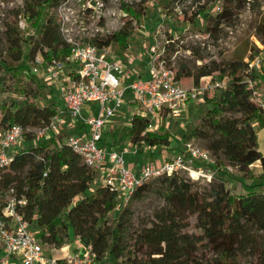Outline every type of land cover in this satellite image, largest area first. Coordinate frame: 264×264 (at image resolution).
<instances>
[{
	"label": "trees",
	"instance_id": "obj_1",
	"mask_svg": "<svg viewBox=\"0 0 264 264\" xmlns=\"http://www.w3.org/2000/svg\"><path fill=\"white\" fill-rule=\"evenodd\" d=\"M21 1L10 9L11 18L4 20L1 32L0 130L22 127L27 145L13 154L8 168L0 171V210L5 195L13 190L16 198L25 199L20 213L45 249H61L78 239L93 255V264H264V232L259 231L251 213L264 205V155L258 150L264 109L250 101L247 80L261 89L263 85L255 75L245 72L246 53L228 60L223 70L215 66L226 86L205 96V112L182 135L185 142L203 143L215 159L212 168L217 175L209 189L200 190L197 182L180 174H164L137 186L125 201L54 137L37 139L36 130L47 125L63 107L51 100L56 93L53 88L48 91L49 100H45L46 86L27 72L38 55L45 62L69 57L70 48L53 14L65 0ZM147 1L135 5L121 2L126 17L121 27L112 34L93 38L92 43L98 48L115 44L119 54L125 52L134 41L136 26L145 17ZM177 1L171 0V5ZM250 3L254 1L203 0V4L178 14L183 23L217 41ZM20 17L26 31L18 27ZM255 35L264 46V13L255 21ZM182 41L169 35L164 48L168 66L173 64L172 54L180 49L192 58L204 59L203 48L180 45ZM146 44L149 49L150 43ZM258 51L252 48L248 58ZM174 68L178 82L192 80L198 85V69L182 60ZM150 125L147 118L133 114L127 127L106 131L101 145L107 149L126 145L136 149L137 156L147 148H168L170 134L163 128L149 130ZM86 131L83 124L74 129L76 134ZM226 165L237 168L240 177L231 178L223 169ZM230 180L235 181L233 188L228 187ZM148 194L163 204L148 223L134 228L128 204Z\"/></svg>",
	"mask_w": 264,
	"mask_h": 264
},
{
	"label": "built area",
	"instance_id": "obj_2",
	"mask_svg": "<svg viewBox=\"0 0 264 264\" xmlns=\"http://www.w3.org/2000/svg\"><path fill=\"white\" fill-rule=\"evenodd\" d=\"M74 5L73 1L65 0L54 9L56 24L70 48L69 57L64 61L45 62L38 55L27 72L53 88L63 107L47 125L36 130L37 139H49L63 129L73 132L79 124L86 126V132L69 133L58 144L76 153L88 168L97 172L102 184L116 189L125 201L131 198L137 186L164 174H186L193 182L201 179L210 182L213 176L207 164L212 162L211 154L194 146L192 141L185 142L183 150L172 159H164L160 165H143L137 174L124 158V152L131 149L135 154L136 149L109 151L101 145V139L109 122L127 104V98L135 104L134 114L150 120L149 130H153L163 114L177 115L187 104L224 89L226 80L208 79L197 86H182L176 80L173 65L166 63L165 47L160 50L156 44L148 49V77L137 74L131 79L122 60L111 55L110 47L98 48L92 43L102 32L98 21L103 0L82 3L79 10ZM83 18L90 22L88 41L74 36L77 29L85 34L87 28L78 26ZM18 27L23 31L27 29L22 17ZM199 46L206 45L202 42ZM258 50L253 57L245 59V72L255 75L262 83L263 89L247 80L250 101L264 109V46L260 45ZM24 134L25 130L18 125L0 130V171L10 165L15 149L24 141ZM25 204V199L13 195V190L5 195L0 210V264H60V261L93 264V255L85 246L84 252L78 251L61 260L48 256L20 213Z\"/></svg>",
	"mask_w": 264,
	"mask_h": 264
},
{
	"label": "rangeland",
	"instance_id": "obj_3",
	"mask_svg": "<svg viewBox=\"0 0 264 264\" xmlns=\"http://www.w3.org/2000/svg\"><path fill=\"white\" fill-rule=\"evenodd\" d=\"M71 1L76 4L74 5V8L79 10L82 3H87L91 0ZM253 1L254 3L247 4L246 8L240 13L236 24L232 27H227L224 34L217 41H215L206 37V34L194 30L191 24L183 23L181 21V15L178 14L181 10L189 11L192 8H195L196 5L203 4V0H200L199 3H195L193 0H180L174 2V6L171 5V0H148L144 4V6H146L145 17L141 21L140 25L136 26L134 41L129 43L128 49L122 54L117 52V45L113 44L110 46L111 55H115L122 60L125 70L131 74L132 79V76L140 74L139 71L141 68L148 66V48L146 43L149 42V46L156 44L160 50H162L167 44L169 35H173L175 38L183 40L180 45L199 47V44L202 42L206 45L203 47L202 55L204 59L202 60L192 58L191 55L184 49H180L175 52L172 54L171 58L173 67L175 66V63L182 60L188 62L194 69H198L200 73L198 85L208 79H219V74L221 72L215 70V66L219 65L223 70L226 68V62L228 60L237 58L243 53H246V57L244 58L245 60L250 55L252 48L260 47V43L255 35V21L263 16L264 0ZM21 2V0H0V50L3 46V40L1 37L3 22L6 18H11L10 9L15 5H20ZM121 2L128 5H135L140 3L141 0H103V10L101 18L98 21V25L102 28V32L99 36L112 34L123 24L126 17L120 9ZM53 14L55 16L54 10ZM78 26L80 28L86 27L87 30L83 35L80 34L77 29L74 31V36L77 39L88 41V38L91 37L90 22H88L86 18H83L82 22H78ZM196 35H198L199 38H196ZM164 56L167 57L166 54H164ZM188 85H190V87L197 86L194 85L192 80H190ZM45 89V100H49L48 91L50 90V87L46 86ZM51 100L56 102L58 101L56 93L53 95ZM130 102L132 103V100L127 98V104L117 113V115L113 117L111 122H109L105 132H108V130L113 131L118 126H128L134 114L132 106L135 107V104H131ZM128 105L130 107L126 108ZM95 107L96 106H94V108ZM206 108L207 107L203 99L198 102L187 104L177 115L171 114L170 116H166V114H163L162 119L158 123H155L153 131H159L160 128H163L164 131L170 134L171 145L168 148H147L144 149V152L139 156H137L139 153L133 154L132 150H129V147L126 145L124 146L125 148L123 147L122 149L116 148L107 150H114L117 152L129 150L130 153L125 154L124 152L125 159H128L126 156L130 157L131 155H136L133 159H141L143 161L142 165H160L164 159L170 160L172 157L177 155L178 152L183 150L185 141L183 140L182 135L188 130V128L195 126L198 123V118L205 112ZM69 133H74V131L67 132V130L63 129L54 136V139L57 142H60ZM192 142L194 146L200 149H205L203 143L196 140H192ZM26 145L27 143L23 141L18 148L15 149V152L20 151V149H25ZM258 150L264 155V128L258 132ZM211 159L212 162L207 164V169L211 172L212 176L215 177L217 175V170L212 168V166L215 165V159L212 156ZM223 169L231 178L240 177V173L237 168H232L226 165ZM180 175L184 177L187 176L186 174ZM152 181L153 180L150 182ZM209 183L210 182L207 179H201L197 181V186L200 190H208L210 185ZM234 186L235 181L230 180L228 187L233 188ZM162 204L161 199L153 194L146 195L141 201L129 203L128 207L133 213V227L140 228L143 224L148 223L152 219L154 211L162 206ZM248 205L249 206L247 208H250L251 204ZM251 213L256 218L259 231L264 232V205L255 207L251 210ZM194 221V219L191 220L192 223ZM188 232L192 233L193 230L189 229ZM72 244L73 242L71 245ZM78 246L80 249H84L83 245ZM74 247L77 248L76 245ZM72 251L73 250H71V253Z\"/></svg>",
	"mask_w": 264,
	"mask_h": 264
},
{
	"label": "crops",
	"instance_id": "obj_4",
	"mask_svg": "<svg viewBox=\"0 0 264 264\" xmlns=\"http://www.w3.org/2000/svg\"><path fill=\"white\" fill-rule=\"evenodd\" d=\"M148 59V58H147ZM139 76H141V77H143V78H147L148 77V66H146V67H143V68H141L140 69V71H139ZM134 76H132V78H133ZM190 83V80H186V81H184V82H180V84L182 85V86H184V87H190V85H188ZM131 103V102H130ZM128 104H129V102H128ZM132 104V103H131ZM130 106L128 105V106H126V108H129ZM132 108H133V112L135 111V107L134 106H132ZM121 117V116H120ZM123 118V117H122ZM126 153H130L129 151L128 152H125V154ZM124 154V155H125ZM134 156H136V155H134ZM133 155H131L130 157L129 156H126L128 159H125L126 160V162H127V164H128V166L135 172V173H137L138 174V172L140 171V169L142 168V164H143V161L141 160V159H139V158H134L133 159V157H134ZM130 158V159H129ZM77 246V248H75L74 246ZM78 245H82L80 242H79V240L78 239H74L73 240V244L71 245H68V246H65V247H63V248H61V249H45V252H46V254L48 255V256H51V257H53V258H56V259H58V260H61V259H63V258H65V257H67V256H71L72 254H74V253H76V252H78V251H80L81 253L82 252H84V249H80L79 248V246ZM73 248V249H72ZM83 248H84V245H83ZM71 250H73L72 251V253H71Z\"/></svg>",
	"mask_w": 264,
	"mask_h": 264
}]
</instances>
